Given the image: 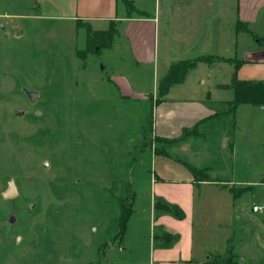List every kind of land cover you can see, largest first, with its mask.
Instances as JSON below:
<instances>
[{
  "label": "rangeland",
  "instance_id": "374dc122",
  "mask_svg": "<svg viewBox=\"0 0 264 264\" xmlns=\"http://www.w3.org/2000/svg\"><path fill=\"white\" fill-rule=\"evenodd\" d=\"M37 2L0 0V264H150L151 154L165 151L154 132L159 97L149 103L118 96L109 77L131 61L121 27L108 26L113 32L104 37L86 24L73 30L69 20L39 16ZM263 14L257 28H264ZM89 36L113 47L83 57ZM198 73L211 82L227 77L217 69ZM24 87L39 92L35 102ZM240 110L236 129L254 123L251 131L257 126L260 134L232 136L251 165L241 156L228 179L258 180L253 169L264 167V111L249 104ZM232 126L221 124L189 148L171 144L169 151L195 164L204 148L217 165L232 153L233 141L223 142ZM11 179L18 194L5 198ZM207 204L196 227L222 244L227 230ZM212 259L232 264L234 257Z\"/></svg>",
  "mask_w": 264,
  "mask_h": 264
},
{
  "label": "crops",
  "instance_id": "0c3cea01",
  "mask_svg": "<svg viewBox=\"0 0 264 264\" xmlns=\"http://www.w3.org/2000/svg\"><path fill=\"white\" fill-rule=\"evenodd\" d=\"M37 1L36 6L43 13L39 16L69 20L73 30L86 24L103 34L108 26L121 27L120 35L126 38L131 61L128 68H118L109 77L118 96L149 103V97H159L154 107V132L163 141L165 151L151 154L150 264H214L212 257L226 252L232 253V264H264V167L253 169L258 180L228 179L237 172L241 156L248 161V167L251 165L250 154L241 152V142L235 144L232 136L235 138L236 132L242 131L247 136L260 134L257 126L251 131L254 123L236 129L237 116L247 103L232 105V85L235 80L264 82V28L255 26L264 13V0ZM126 1L131 2V8ZM240 22L254 35L238 29ZM106 47L112 48L113 44ZM199 58L207 61H198L183 82L159 96L160 82L173 63ZM200 68L221 70L227 72V77L207 81L198 73ZM146 70H151V78L145 77ZM149 78L153 86H145L144 81ZM252 106L264 111V105ZM224 115L231 118L229 122ZM225 123H233V128L223 136L224 145L233 141L227 144L232 149L227 161L214 165L204 148L194 159L195 164L170 153L171 144L189 148L196 137L210 135ZM255 125L261 128L259 123ZM184 130L191 132L182 138ZM186 163L205 173L208 179L200 180ZM234 184L251 189L235 197ZM160 200L179 205L186 216L179 219L170 213L157 214L155 204ZM208 201L213 216L227 230L222 244H215L213 237L207 238L195 224L198 215L199 221L200 216L204 221ZM254 206L262 209L254 211ZM157 229L177 235L178 239L169 244L166 237H156Z\"/></svg>",
  "mask_w": 264,
  "mask_h": 264
},
{
  "label": "trees",
  "instance_id": "16d2710c",
  "mask_svg": "<svg viewBox=\"0 0 264 264\" xmlns=\"http://www.w3.org/2000/svg\"><path fill=\"white\" fill-rule=\"evenodd\" d=\"M126 4L128 5V8L132 7L130 1H126ZM238 29H243L246 32L250 33L251 35H254L251 32V30L247 27V25L241 22L238 24ZM110 31L113 32V29L108 30L107 32L100 34V35H103L102 37H104L108 35ZM89 42L90 44L88 45L87 49L84 52H82L83 57H86L88 52L97 51V50L102 49L104 46L109 45L108 42L106 43H103V41L95 42V38L91 36H89ZM96 45H98V49H95ZM200 60L207 61L206 58H199L196 60H181V61L173 63L170 66L168 73L165 75V77L160 82L159 96L160 97L164 96L169 91L172 85L183 82L184 79L186 78L187 73L191 69L195 68L198 61ZM232 87L235 91V96L232 101V105L234 107H237L239 104H243V103L252 104L256 106L264 105V82L263 81H249L248 82V81L235 80ZM188 133H187V130H184V136L182 138L187 137ZM186 165L191 169V171L197 177V174L200 171L197 170L195 167L188 165V163H186ZM207 179L208 177L206 175L204 178H200V180H207ZM249 188L251 189V186H247L245 188L233 187L232 191L234 193V196L237 197L241 195L243 192L247 191V189ZM155 206H156L157 214L170 213L171 215L179 219H183L186 216L184 210L177 204H172V203H168V202L160 200L156 202ZM161 236L166 237L169 244H172L174 241L178 239L177 235L169 234L166 232ZM156 237H160V236L156 235Z\"/></svg>",
  "mask_w": 264,
  "mask_h": 264
},
{
  "label": "water",
  "instance_id": "95a60500",
  "mask_svg": "<svg viewBox=\"0 0 264 264\" xmlns=\"http://www.w3.org/2000/svg\"><path fill=\"white\" fill-rule=\"evenodd\" d=\"M23 91L25 92V94L28 96L29 100L31 102H35L38 98L39 92L35 89H29L27 87L23 88ZM18 194V189H17V185L14 179H11L7 189L2 192V195L5 198H13L15 196H17Z\"/></svg>",
  "mask_w": 264,
  "mask_h": 264
},
{
  "label": "built area",
  "instance_id": "2783aa9c",
  "mask_svg": "<svg viewBox=\"0 0 264 264\" xmlns=\"http://www.w3.org/2000/svg\"><path fill=\"white\" fill-rule=\"evenodd\" d=\"M262 208L260 206H254V211L261 210Z\"/></svg>",
  "mask_w": 264,
  "mask_h": 264
}]
</instances>
